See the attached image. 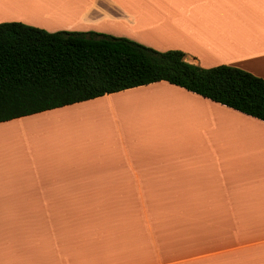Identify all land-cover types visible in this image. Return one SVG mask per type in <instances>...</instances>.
<instances>
[{"label": "crops", "instance_id": "0c3cea01", "mask_svg": "<svg viewBox=\"0 0 264 264\" xmlns=\"http://www.w3.org/2000/svg\"><path fill=\"white\" fill-rule=\"evenodd\" d=\"M4 21L264 79V0H0ZM0 264H264V121L160 80L0 122Z\"/></svg>", "mask_w": 264, "mask_h": 264}, {"label": "trees", "instance_id": "16d2710c", "mask_svg": "<svg viewBox=\"0 0 264 264\" xmlns=\"http://www.w3.org/2000/svg\"><path fill=\"white\" fill-rule=\"evenodd\" d=\"M96 31L0 22V122L164 80L264 121V79Z\"/></svg>", "mask_w": 264, "mask_h": 264}, {"label": "rangeland", "instance_id": "374dc122", "mask_svg": "<svg viewBox=\"0 0 264 264\" xmlns=\"http://www.w3.org/2000/svg\"><path fill=\"white\" fill-rule=\"evenodd\" d=\"M162 51V50H161ZM149 95V94H148ZM140 195L138 194V199L144 200V197H139ZM69 210H75V209H69Z\"/></svg>", "mask_w": 264, "mask_h": 264}]
</instances>
